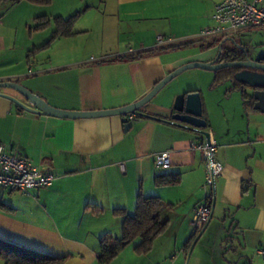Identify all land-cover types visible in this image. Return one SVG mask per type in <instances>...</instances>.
I'll return each mask as SVG.
<instances>
[{
  "label": "crops",
  "instance_id": "obj_1",
  "mask_svg": "<svg viewBox=\"0 0 264 264\" xmlns=\"http://www.w3.org/2000/svg\"><path fill=\"white\" fill-rule=\"evenodd\" d=\"M217 1L2 0L0 81H17L61 109L129 104L175 68L214 56L223 38H202L200 32L213 24ZM76 12L68 34L55 32V17ZM42 16L48 24L35 28ZM254 28L252 43L264 44V26ZM159 36L171 40L158 45ZM177 45L183 47L172 48ZM204 72L195 74L204 87L176 76L143 107L165 120L135 114L128 130L120 115L59 118L24 110L0 95V142L55 176L51 186L28 194L0 191V238L65 257L63 264H101L100 237L121 234L122 217L114 210L131 214L139 195L158 196L168 205L161 212L167 225L150 251L136 253L135 238L107 264H184L198 244L193 264H264L256 253L264 244V113L245 107L222 77ZM187 91L201 94L206 129L223 166L212 215L198 238L191 221L207 190L202 151L191 145L205 139L167 121L175 96ZM0 93L32 106L14 89ZM163 151L170 153L167 168L155 165ZM172 174L177 181L157 185V175Z\"/></svg>",
  "mask_w": 264,
  "mask_h": 264
},
{
  "label": "water",
  "instance_id": "obj_2",
  "mask_svg": "<svg viewBox=\"0 0 264 264\" xmlns=\"http://www.w3.org/2000/svg\"><path fill=\"white\" fill-rule=\"evenodd\" d=\"M225 40L235 42L232 37L222 39L218 42L217 51L211 59L206 61H190L175 68L156 82L141 98L119 107L91 111L61 109L50 105L45 99L32 92L21 83L10 80L0 81V88L14 89L32 106L27 105L15 96L6 93H0V95L12 100L19 108L24 110L59 118H91L120 115L124 130H128L132 124V121L127 116L128 114L165 120L164 118L144 112L142 110L143 107L152 100L165 84L180 73L188 69L199 68L212 71L214 73V78L218 77V71H223L221 75L222 78L219 76L221 82L228 83L233 90L240 92L241 98L242 95L246 96L245 107L249 106L253 110L264 113V44L252 42L245 45L236 44L243 58L228 61L225 58H220L223 52L229 54L230 51L221 47V44ZM172 110L170 120L167 121L199 134L206 142L209 140L210 133L206 129L207 123L203 117L201 94L199 91H187L177 94L173 102ZM208 223L209 221L203 226L197 238L204 232ZM228 243L231 247H234L233 238H230Z\"/></svg>",
  "mask_w": 264,
  "mask_h": 264
},
{
  "label": "built area",
  "instance_id": "obj_3",
  "mask_svg": "<svg viewBox=\"0 0 264 264\" xmlns=\"http://www.w3.org/2000/svg\"><path fill=\"white\" fill-rule=\"evenodd\" d=\"M213 24L205 26L201 32L202 38L223 39L237 33L244 28L264 26V4L262 0H219L216 2L212 13ZM171 39L157 37V44H164ZM130 120L135 114L127 115ZM194 149L202 151L204 159V182L207 190L205 200L196 205L192 216V227L201 230L210 220L212 215L209 200L214 196L215 184L221 175L223 166L215 158L216 143L211 134L209 140L191 145ZM171 164L169 151H163L156 155L155 165L167 168ZM123 167V163H120ZM55 176L41 166L33 164L27 157L17 151H7L0 142V191H15L28 194L35 188L49 187ZM256 253L264 258V244L256 249Z\"/></svg>",
  "mask_w": 264,
  "mask_h": 264
},
{
  "label": "trees",
  "instance_id": "obj_4",
  "mask_svg": "<svg viewBox=\"0 0 264 264\" xmlns=\"http://www.w3.org/2000/svg\"><path fill=\"white\" fill-rule=\"evenodd\" d=\"M2 1V0H0ZM6 1V0H5ZM17 2L21 0H10ZM36 4H50L51 0H25ZM79 12L72 16L63 19L55 17L56 31L62 34H68L72 27L75 18ZM39 22L35 28H40L48 24L46 17L42 16L37 18ZM183 45H177L172 48H178ZM208 46V45H207ZM140 52L136 53L129 58L139 57ZM243 103L246 105V96L242 95ZM156 176L157 185L173 183L177 181V174ZM212 198L209 200L212 203ZM168 206L158 196H142L139 195L135 202L133 213L129 214L125 209H115L114 212L121 215V234L120 236H112L103 234L99 240V253L98 261L101 264L110 263L118 253L124 249L125 246L130 244L135 238L139 241L134 245V250L138 254H145L152 248L155 238L160 235L166 225L167 221L161 219V212ZM201 230L193 229V235ZM65 257L53 256L41 251L23 247L15 242L3 240L0 238V261L4 264H63Z\"/></svg>",
  "mask_w": 264,
  "mask_h": 264
},
{
  "label": "rangeland",
  "instance_id": "obj_5",
  "mask_svg": "<svg viewBox=\"0 0 264 264\" xmlns=\"http://www.w3.org/2000/svg\"><path fill=\"white\" fill-rule=\"evenodd\" d=\"M258 30L259 29H256V28H250L249 30H244V31L239 32L234 38L238 42L239 41L244 42V43L253 42L255 39L253 32H258ZM262 34H264V33H262ZM262 37H264V35H262ZM201 71H203V72H201ZM204 71L205 70H202L199 68H192V69H188V70H185L184 72L180 73L178 75V77L181 76L183 78H186V80L191 81V84H194L195 86L202 88L205 86L204 85L205 83L202 79H199L198 76L195 74L196 73H205ZM5 89H11V88H0V90H5ZM198 248H199V244L194 251H193L194 247L192 248V250L190 251V254H189V258H188L187 262H185L184 264H190V261H191V264H193L194 255L198 251ZM203 261L204 260L201 259V264H204V263H202Z\"/></svg>",
  "mask_w": 264,
  "mask_h": 264
},
{
  "label": "flooded vegetation",
  "instance_id": "obj_6",
  "mask_svg": "<svg viewBox=\"0 0 264 264\" xmlns=\"http://www.w3.org/2000/svg\"><path fill=\"white\" fill-rule=\"evenodd\" d=\"M236 44H240V45H243L237 41L235 42H231L229 40H225L222 44H221V47L227 49V50H230L229 51V54H226V53H222L220 58H225L226 60L228 61H231V60H236V59H240V58H243V55L241 53V51L236 47ZM216 51H217V48H216ZM215 55V54H214ZM222 72L220 73V71L217 72V76L221 77L222 75ZM219 73V74H218ZM216 77V78H218ZM249 90V89H247Z\"/></svg>",
  "mask_w": 264,
  "mask_h": 264
}]
</instances>
